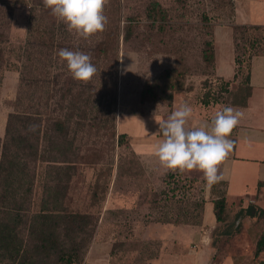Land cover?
Here are the masks:
<instances>
[{
  "label": "rangeland",
  "instance_id": "1",
  "mask_svg": "<svg viewBox=\"0 0 264 264\" xmlns=\"http://www.w3.org/2000/svg\"><path fill=\"white\" fill-rule=\"evenodd\" d=\"M232 5L233 0H110L104 8L105 31L84 38L70 32L43 0H0V137L11 112L43 113L41 153L34 167L37 204L46 185L61 178L67 185L64 205L97 219L94 238L76 264H179L169 256L173 251L188 255L203 248L196 238L201 226L184 225L203 222L201 197L175 195L165 176L173 170L151 168L134 152L129 137L120 143L117 121L122 114L143 112L147 103L166 105L168 95L191 92L198 103L206 92L225 103L237 99V88L224 92L204 60L214 27L231 21ZM239 30L242 59L250 51L243 49ZM62 48L90 55L97 69L93 78L74 79L58 55ZM130 52L137 57L135 72L122 74L134 63L126 55L121 62ZM167 69L172 87L156 85L155 93L143 95ZM242 83L246 92L245 79ZM57 119L65 122L66 134L54 125ZM54 141L69 142L70 162L54 161ZM235 209L236 204L228 205L226 221L218 223L213 236L233 220ZM256 216L264 225V215L257 211ZM255 231L244 258L260 264L254 250L251 254L253 240L261 236L254 238ZM207 237L209 245V230Z\"/></svg>",
  "mask_w": 264,
  "mask_h": 264
},
{
  "label": "trees",
  "instance_id": "2",
  "mask_svg": "<svg viewBox=\"0 0 264 264\" xmlns=\"http://www.w3.org/2000/svg\"><path fill=\"white\" fill-rule=\"evenodd\" d=\"M157 6L158 4L154 5L155 8ZM239 29L241 30L240 35L246 42L244 43L246 47L243 49L249 50L250 54L243 55L242 59L239 56L238 42L240 40L238 39L239 33L236 32L235 80L233 83L224 80L220 82L224 85V92H233L237 88V99L233 103H246L250 90L251 59L254 55L264 52V33L261 28L255 26H242ZM42 38L41 45L46 44L43 36ZM209 49L210 51H204V60L213 68L215 64L213 38L209 43ZM2 57L3 52L0 47V58ZM244 69H247L245 76ZM243 79L246 82V92L242 91L238 85ZM156 85L162 90L171 88L173 85L172 71L165 70L152 83V86L143 91V95L147 92L155 93ZM165 99H169L168 103H172L174 98L168 95ZM221 102L225 103V100L212 97L209 92L205 93L202 100L206 106ZM43 117V113L39 110L11 112L8 116L5 136L0 137V264H76L83 260L96 233L97 219L93 215L71 211L64 205L67 185L61 178L56 179L55 177L53 183L46 185L39 199V205L37 204L34 167L41 153ZM54 125L59 130H64L65 134L67 133L63 120L57 119ZM124 137L129 136L119 135L120 143ZM54 142L56 144H53L52 150L57 154L54 161L70 162L67 157L72 151L69 142ZM165 176L169 178L167 186L172 185L170 190L175 192V195H188V198L194 199L200 196L202 214H205L206 202L211 201L218 223L226 221L229 203L226 199L225 182L219 181L209 186L205 180L186 177L179 171H169ZM71 177L70 175L68 179H72ZM259 186L264 187V182H261ZM217 187L222 189L220 194H218ZM191 204H197V201ZM259 213L264 215L263 210ZM263 252L264 232L257 241L255 257L259 258ZM260 264H264V260H261Z\"/></svg>",
  "mask_w": 264,
  "mask_h": 264
},
{
  "label": "crops",
  "instance_id": "3",
  "mask_svg": "<svg viewBox=\"0 0 264 264\" xmlns=\"http://www.w3.org/2000/svg\"><path fill=\"white\" fill-rule=\"evenodd\" d=\"M230 20L228 23L216 25L213 29V72L216 80L233 83L237 69L236 32L242 26H255L261 28L264 33V0H233ZM249 88L246 103L221 102L206 106L198 103L191 92H185L184 95L176 94L172 103L161 104L159 107L147 103L143 112L122 114L118 118L119 134L129 136V143L134 152L151 168L167 171L169 169L161 164L156 155V147L163 139L158 124L166 121L174 110L183 104L192 107L189 128L210 124L215 113L222 111L226 106L243 113L239 124L229 137L234 142L233 149L218 166V174L223 177L220 181L225 182L227 186L226 199L230 205L236 204L235 216L213 236L212 231L218 226V221L213 203L206 202L203 222L200 225L184 224L201 226L196 238L203 248L191 250L188 255L182 250L173 251L169 256L179 259V264H251L244 258L246 243L250 241L251 244L252 241L251 229L257 231L253 234L254 238H258L264 230L262 221L256 216L257 211H264V187L259 186L264 182V52L254 55L251 59ZM182 174L186 177L204 178L203 173L196 169ZM253 241L255 242L251 254L255 251L258 240ZM259 258L264 260V252ZM186 259L188 260L185 261Z\"/></svg>",
  "mask_w": 264,
  "mask_h": 264
},
{
  "label": "clouds",
  "instance_id": "4",
  "mask_svg": "<svg viewBox=\"0 0 264 264\" xmlns=\"http://www.w3.org/2000/svg\"><path fill=\"white\" fill-rule=\"evenodd\" d=\"M109 2L110 0H43L44 5L66 24L70 32L74 31L84 38L105 31L108 18L104 15V8ZM58 55L67 62V67L76 80L88 81L97 72L88 54L62 48ZM125 55L134 63L124 67L122 74L133 71L137 63L136 54L131 52L122 56V63ZM192 114V107L183 104L166 121L158 124L163 139L156 147V155L167 169L201 171L207 185L211 186L223 178L218 174V166L233 149L234 142L229 137L243 113L226 106L215 113L210 124L189 128L188 121Z\"/></svg>",
  "mask_w": 264,
  "mask_h": 264
}]
</instances>
